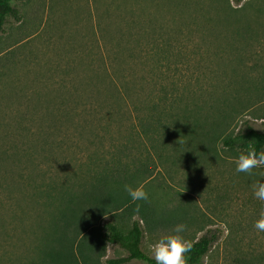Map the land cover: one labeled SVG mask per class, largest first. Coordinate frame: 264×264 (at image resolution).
<instances>
[{"label": "rangeland", "instance_id": "obj_1", "mask_svg": "<svg viewBox=\"0 0 264 264\" xmlns=\"http://www.w3.org/2000/svg\"><path fill=\"white\" fill-rule=\"evenodd\" d=\"M247 1L239 5L233 0L11 2L20 20L7 18L0 32V232L8 233L0 237V253L29 257V223L44 219L43 207L31 195L38 198V189L52 183L50 173L57 178L80 176L94 152L99 151V156L110 151L120 139L116 128L108 129L105 141L96 138L101 133L86 115L87 111L100 112L99 108L88 110L87 98L96 92L88 90L87 83L102 78L98 75L99 56L106 50H133L126 72L131 76L130 121L134 125L133 104L145 102L158 89L143 85L145 77L157 74L152 70L154 62L147 60L142 65L144 53L165 40H177L172 43L180 52L175 58L188 59L177 66L182 78L170 79L164 73L155 76L156 80L165 84L177 80L174 85H181V101L197 99L207 108L220 110L221 103L231 111L253 99L257 103L252 107L237 108L232 128L250 126L264 132V11L258 13L255 6H248L235 18L240 24H253L252 32L262 39L252 47L237 43L228 49L225 35L227 3L239 8ZM212 34L220 37H214V44H210ZM218 47H226L224 55L214 53ZM229 53L244 57L235 72L237 78L231 70L234 61L227 59ZM88 62L94 71L87 70ZM254 65L256 72H250ZM236 85L252 90L242 92L237 87L240 93L236 94ZM198 87L201 92L196 91ZM132 145L135 152V141ZM218 152L216 158L176 160L170 174L161 170L147 182L145 191L172 217L164 226L140 222L144 231L141 250L148 257L152 258L149 245L185 220L189 223L183 234L186 239H197L206 231L217 237L199 264H264V232L253 227L264 211V201L252 194L257 181L264 183V168L254 169L251 175L236 173L234 158L240 153L231 154L220 146ZM112 221L116 219L105 216L99 226ZM125 256L117 245L106 243L100 264Z\"/></svg>", "mask_w": 264, "mask_h": 264}, {"label": "trees", "instance_id": "obj_2", "mask_svg": "<svg viewBox=\"0 0 264 264\" xmlns=\"http://www.w3.org/2000/svg\"><path fill=\"white\" fill-rule=\"evenodd\" d=\"M12 1L22 0H0V32L7 18L20 20L19 12L11 5ZM233 2L239 5L242 0ZM227 4L225 14L228 21L224 24L229 41L227 48L237 43L252 47L260 42L262 39L252 32L253 24H240L235 18L245 8L248 9V6H255L258 13L263 12V0H249L239 8H232L229 2ZM214 37L220 39L212 34L210 44L217 42ZM176 42L177 40H165L161 46L148 49L149 52L144 53L142 65L149 63L147 60L154 62L152 70L157 73V78L164 73L171 76L170 79L182 78L183 74L177 66L188 62V59L175 58L180 54L172 44ZM225 48L218 47L214 53L224 55ZM132 51L119 49L101 53L98 75L102 78L87 83L88 90L96 92L87 98L88 110L100 109L98 113H86L95 121L97 133H101L96 138L105 141L108 129L116 128L121 134L120 139L116 140L117 144L110 151L100 152L99 156V151L94 152V158L84 165L80 176L57 178L50 173L52 183H45L43 188L38 189V198L35 194L31 195L43 207L44 219H32L29 223L28 232L32 237L28 244L29 257L6 256L1 252L0 264H100L106 243L117 245L126 253L125 257L107 260L106 264H128L130 261L155 264L154 259L141 250L144 231L140 222L148 226H164L172 222V217L165 215L163 206L152 199L151 193H148L146 201H132L125 191V185L133 188L143 186L145 190L147 182L154 179L161 170L170 174L176 166V160L216 158L219 156L218 146L231 154L252 149L258 153L264 152V132L256 131L250 126L237 131L232 128L233 118L238 115L237 108H249L257 102L248 100L231 111L221 103L220 110L213 106L207 108L197 99L185 103L178 98L181 85H174L177 80L165 84L158 82L155 76L143 79V85L150 84L154 89L158 88L155 93L157 95H150L145 102L133 104L137 114L134 125L130 121L131 76L126 72ZM230 56L227 59L234 61L231 70L237 78L235 72L239 70L238 66L242 67L244 57L232 54L234 59L231 60ZM251 58L256 62L255 56ZM86 67L91 70L93 65L88 62ZM255 69L254 65L250 72H256ZM153 71L150 72L153 74ZM246 77L250 76L247 74ZM231 78L232 76L230 80ZM157 84L159 87H156ZM237 87L243 89L242 92L252 90L248 86L236 85V94L240 93L239 89L236 90ZM253 90L256 88L253 87ZM196 91L201 92V87ZM250 101L253 104H249ZM122 121H126L125 126ZM123 127H127V130H123ZM134 141L135 152L132 147ZM109 215L116 221L100 227V219ZM134 216H138L139 220H132ZM127 221L130 222V227L127 226ZM183 223L189 225L185 220ZM2 233L0 232V237ZM4 236H8L7 231ZM216 240L217 237L210 231L190 240L192 249L186 254L188 264H199Z\"/></svg>", "mask_w": 264, "mask_h": 264}, {"label": "clouds", "instance_id": "obj_3", "mask_svg": "<svg viewBox=\"0 0 264 264\" xmlns=\"http://www.w3.org/2000/svg\"><path fill=\"white\" fill-rule=\"evenodd\" d=\"M235 172L251 175L254 169L264 168V152H257L255 149L241 152L234 158ZM253 197L264 201V183L257 181L253 186ZM125 191L132 201H146L148 193L143 186L133 188L125 185ZM136 211H139L137 206ZM253 227L258 232H264V211H261ZM187 230L185 223H177L170 231L161 234L149 245L150 253L155 264H188L187 253L192 249V242L183 235Z\"/></svg>", "mask_w": 264, "mask_h": 264}]
</instances>
